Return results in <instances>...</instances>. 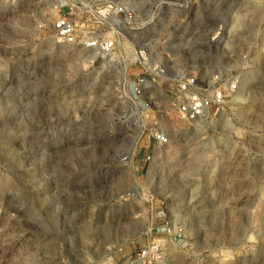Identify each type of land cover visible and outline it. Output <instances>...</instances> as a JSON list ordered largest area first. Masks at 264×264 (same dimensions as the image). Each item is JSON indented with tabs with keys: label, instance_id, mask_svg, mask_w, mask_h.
<instances>
[{
	"label": "rangeland",
	"instance_id": "374dc122",
	"mask_svg": "<svg viewBox=\"0 0 264 264\" xmlns=\"http://www.w3.org/2000/svg\"><path fill=\"white\" fill-rule=\"evenodd\" d=\"M85 1L78 26L115 37L111 59L55 43L52 0H0V264H130L149 241L163 264H264V0ZM118 4L135 19L102 26ZM179 73L241 84L187 123Z\"/></svg>",
	"mask_w": 264,
	"mask_h": 264
},
{
	"label": "built area",
	"instance_id": "2783aa9c",
	"mask_svg": "<svg viewBox=\"0 0 264 264\" xmlns=\"http://www.w3.org/2000/svg\"><path fill=\"white\" fill-rule=\"evenodd\" d=\"M52 7L56 13L51 38L59 45L79 46L86 50L97 52L102 58L111 59L117 47V39L100 35H91L82 31L76 21L75 8L78 3L90 6L85 0H52ZM103 7V5L101 6ZM99 12V21L102 26H119L121 18L126 20L135 19L133 11L122 5H109L103 7ZM141 74L135 82V95L141 97L153 85L156 76L148 71ZM149 72V73H148ZM163 72V70H162ZM173 80L177 85L175 97L176 116L179 120L187 123L197 122L206 118L214 108H219L230 93L239 90L241 78L239 76L225 77L215 76L213 81L199 80L194 75L177 74ZM152 152L157 146H165L170 143V135L162 129H154L151 132ZM148 152L146 162L152 163L154 155ZM161 214V213H160ZM165 216V215H164ZM163 217V216H160ZM166 217V216H165ZM149 230V229H148ZM156 230L171 238V240L182 248H188L184 229L172 225L168 218L164 223H159ZM168 258V251L161 242L149 241L143 247L138 248L128 256L130 264H163Z\"/></svg>",
	"mask_w": 264,
	"mask_h": 264
},
{
	"label": "bare ground",
	"instance_id": "6f19581e",
	"mask_svg": "<svg viewBox=\"0 0 264 264\" xmlns=\"http://www.w3.org/2000/svg\"><path fill=\"white\" fill-rule=\"evenodd\" d=\"M143 53V52H142Z\"/></svg>",
	"mask_w": 264,
	"mask_h": 264
}]
</instances>
